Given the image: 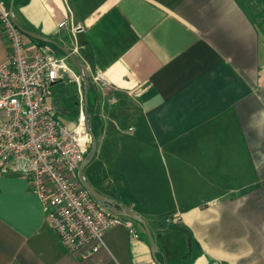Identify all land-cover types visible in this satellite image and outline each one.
Segmentation results:
<instances>
[{"label": "crops", "instance_id": "1", "mask_svg": "<svg viewBox=\"0 0 264 264\" xmlns=\"http://www.w3.org/2000/svg\"><path fill=\"white\" fill-rule=\"evenodd\" d=\"M245 2L13 5L20 27L53 41L26 35V46L48 43L57 56L65 47L88 68L101 121L94 187L140 215L158 251L132 220L137 237L117 225L96 252L69 253L28 178L8 165L0 264H264V27ZM9 57L0 24V63Z\"/></svg>", "mask_w": 264, "mask_h": 264}, {"label": "built area", "instance_id": "2", "mask_svg": "<svg viewBox=\"0 0 264 264\" xmlns=\"http://www.w3.org/2000/svg\"><path fill=\"white\" fill-rule=\"evenodd\" d=\"M0 24L10 49L9 60L0 63V174L11 165L28 178L48 226L71 254L96 252L113 226L124 225L137 237L131 219L98 204L78 179L90 144L82 93L72 125L59 121L47 103L51 84L72 73L67 56H57L48 43L26 46V35L1 0ZM94 80L107 84L101 74Z\"/></svg>", "mask_w": 264, "mask_h": 264}, {"label": "water", "instance_id": "3", "mask_svg": "<svg viewBox=\"0 0 264 264\" xmlns=\"http://www.w3.org/2000/svg\"><path fill=\"white\" fill-rule=\"evenodd\" d=\"M13 5H14L13 0H10V4H9L8 9L12 15V20L16 24V26L25 35H28V36L35 38V39H38L40 41L53 43V41H51L49 39L40 37L39 35L32 33V32H29V31H26L25 29L20 27L17 24V22L15 21L13 14H12ZM58 47L67 56V59L74 66V68L76 69V71L78 72L79 76L82 79L84 111L86 113V118H87V127H88V132L90 135V144H89L88 151L86 152L82 162L79 165V168L77 171L78 179H79L80 183L82 184V186L89 192V194L92 196V198L98 204L105 207L106 209H108L112 213L127 217L131 220H134V221L140 223L143 226V229H144L146 236L148 238V241H149V245H150L152 255L155 257V254L158 251V246L153 239V236L151 234V231H150L146 221L140 215H138L132 211H129L128 209H126L125 207H123L121 205L116 204L112 199L108 198L107 196H105L102 193L95 190L84 178V175H83L84 169L88 165V163L91 161V159L93 158L95 151H96V148H97V141L99 139V135H95L94 132L92 131L91 114L88 112V89L91 85V76H90L89 70L86 67V65L73 52H71L69 49H67L65 47H62V46H58ZM94 109H96V107H94ZM99 130H100V128H99ZM158 264H163V263H158Z\"/></svg>", "mask_w": 264, "mask_h": 264}, {"label": "rangeland", "instance_id": "4", "mask_svg": "<svg viewBox=\"0 0 264 264\" xmlns=\"http://www.w3.org/2000/svg\"><path fill=\"white\" fill-rule=\"evenodd\" d=\"M245 1L248 3V5H250V7H252V14L255 19L260 21L259 23L264 27V5L260 2V0ZM246 2L245 4H247ZM67 65L72 70L76 71L74 66L69 61H67ZM49 90L50 93L47 97V103L52 111V114H54V116L62 123L72 125L78 117L80 98L79 93H82L83 95V90L80 92L77 91L76 84L74 80L71 79L69 74H64L62 80L58 84L51 85ZM97 168L96 160L92 158L83 172L85 180L94 189V186L96 185L92 175H95ZM100 173L101 171H99V174Z\"/></svg>", "mask_w": 264, "mask_h": 264}, {"label": "trees", "instance_id": "5", "mask_svg": "<svg viewBox=\"0 0 264 264\" xmlns=\"http://www.w3.org/2000/svg\"><path fill=\"white\" fill-rule=\"evenodd\" d=\"M1 1L4 3V5L6 7H9L10 0H1ZM25 1L26 0H13V4H14V6H16V5H19ZM260 2L264 5V0H260ZM41 44H43V42H41ZM92 91H94V87L91 84L89 89H88V112L91 114L92 131L94 132L95 135H98L101 121H100V118L98 116L97 110L94 109V101L96 100V96L94 95L93 99H92V95H91Z\"/></svg>", "mask_w": 264, "mask_h": 264}]
</instances>
